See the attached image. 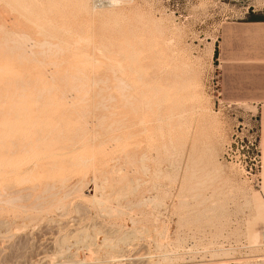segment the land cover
Masks as SVG:
<instances>
[{"label":"rangeland","instance_id":"1","mask_svg":"<svg viewBox=\"0 0 264 264\" xmlns=\"http://www.w3.org/2000/svg\"><path fill=\"white\" fill-rule=\"evenodd\" d=\"M81 1L0 0V264H264V0Z\"/></svg>","mask_w":264,"mask_h":264},{"label":"bare ground","instance_id":"2","mask_svg":"<svg viewBox=\"0 0 264 264\" xmlns=\"http://www.w3.org/2000/svg\"><path fill=\"white\" fill-rule=\"evenodd\" d=\"M90 2H91V1H90ZM93 2H94V5H95V6H94L93 8H92V7H91V8H92V10H93L94 12H97V11H101V12H103V11H104V12H111V10H112L113 7H119V8H120V7H122V6H125V5L129 4L128 1H119V0H93ZM130 3H131V2H130ZM89 6H91V4H90ZM125 7H126V6H125ZM79 8H87V2L84 1V0L81 1V2L79 3ZM120 13H121V12H120ZM122 13H123V12H122ZM123 14H124V13H123ZM156 22H157V21H156ZM148 23H149V21H148ZM14 36H15L16 38H18V36H16V35H14ZM21 36H22V35H21ZM21 39H22V38H21ZM24 39H26V38H24ZM12 40H13V38H12ZM15 41H16V40H15ZM21 41H22V40H21ZM23 41H24V40H23ZM12 42H13V41H12ZM18 42H19V41H18ZM18 42H17V44H18ZM13 43H14V42H13ZM25 43H26V42H25ZM25 43H24V44L22 43V45L24 46ZM30 43H31V42H30ZM168 43H169V41L166 42L167 46L170 44V43H169V44H168ZM18 46H19V44H18ZM28 46H29V45H27V47H28ZM30 46H31V45H30ZM52 46H53V45H51L50 42L48 43V41H47V42H46V41H44V42L42 41V43L40 44V48L42 49V51H43V48H46V49H45V52L47 51L46 53L49 52L48 50H49L50 48H52ZM56 46H57V45H56ZM19 47H21V46H19ZM24 47H25V46H24ZM27 47H25V48L27 49ZM210 47H211V46H209V48H210ZM17 48H18V47H17ZM17 48H16V49H17ZM25 48H23V49H25ZM57 48H58V47H57ZM57 48H56V50H57ZM59 49H60V48H58V50H59ZM210 49H211V48H210ZM17 50H18V49H17ZM19 50H22V49H19ZM27 50H28V49H27ZM56 50H55V53L58 51V50H57V51H56ZM64 50H65V49H64ZM25 51H26V50H25ZM25 51H23V52L25 53ZM50 51H51V52H52V51L54 52V49H53V50L51 49ZM61 51L63 52V50H61ZM61 51H59V53L57 52L56 54H60ZM21 52H22V51H21ZM23 52H22V53H23ZM27 52H28V51H27ZM51 52H49V53H51ZM22 53H21V54H22ZM42 53H44V51H43ZM46 53H45V54H46ZM210 53H211V52H210ZM39 55H40V54H39ZM42 55H44V54H42ZM46 55H47V54H46ZM81 55H82V53H81ZM81 55H78L79 57H78V56H77V57H78V58H81V57H82ZM85 56H86V55H85ZM23 57H24V56H23ZM83 57H84V55H83ZM83 57H82V58H83ZM90 57H91V56H90ZM94 57H95V56H94ZM87 58H88V57H85L84 59H87ZM89 59H90V58H89ZM89 59L87 60V62L89 61ZM92 59H93V57H92ZM92 59H91V60H92ZM95 59H96V58H94L93 60L95 61ZM79 60H80V59H79ZM81 60H82V59H81ZM93 60H92L91 64H92V63H95V64L99 63L97 60H96L97 63H96V61L93 62ZM76 61H77V60H76ZM84 62H85V61H84ZM77 63H78V62H77ZM40 64H41V63H40ZM87 64H88V63H86V62H85L84 64H83V62H82L80 65H81V66H82V65L86 66ZM91 64L89 63L88 65H91ZM100 64H101V63H100ZM92 65H93V64H92ZM95 66H96V65H95ZM94 68H95V67H94ZM112 70H113V69H112ZM110 71H111V70H110ZM76 72L78 73V71H76ZM113 72H114V71H113ZM120 72H121V71H120ZM79 74H80V73H79ZM81 74H82V73H81ZM123 77H124V76H123ZM73 79L75 80V79H77V78H73ZM119 79H120V78H119ZM117 80H118V79H116L115 81H117ZM76 81H77V80H76ZM79 81H80V80H79ZM118 81H119V80H118ZM123 81L125 82V80H123ZM120 82H121V80H120ZM116 83H117V82H116ZM121 84H122L123 86H127V85H124V84H126V83H122V82H121ZM121 84H120V85H121ZM94 87H95V86H94ZM116 88H117V85H116ZM119 88H120V87H119ZM119 88H117V89H119ZM124 88H125V87H124ZM127 88H128V87H127ZM51 89H52V88H51ZM71 89H72V88H71ZM120 89H121V88H120ZM128 89H130V88H128ZM98 90H99V89H98ZM122 90H124V89L122 88V89L120 90V91L123 93ZM40 91H41L40 93H42V90H40ZM50 91H51V90H50ZM118 91H119V90H118ZM124 91H125V90H124ZM46 92H48V91L46 90ZM121 92H120V93H121ZM126 92H127V91H126ZM122 93H121V97H122ZM37 94H39V93H37ZM124 94H125V92H124ZM125 96H126V95H125ZM121 97H120V98H121ZM60 98H61V97H60ZM118 98H119V97H118ZM120 98H119V99H120ZM124 98H125V100H126V98H128V99L130 98V102H131V99H132V98H131V97H127V96H126V97L123 96L122 99H120L119 101L122 102L121 100H123ZM66 99H67V98H66ZM111 101H112V100H111ZM128 101H129V100H126V102H128ZM123 102H124V101H123ZM126 102H125V103H126ZM121 104H122V103H121ZM123 104H124V103H123ZM126 104H128V103H126ZM126 104H125V105H126ZM141 106H143V105H141ZM100 107H101V106H100ZM123 107H124V106H123ZM195 109H198V108H195ZM191 110H192V109H191ZM192 111H194V110H192ZM195 111H197V110H195ZM189 112H190V111H189ZM90 113H91V112H90ZM183 113H185V112H183ZM183 113H182V114H183ZM186 113H187V112H186ZM196 113H197V112H196ZM180 115H181V114H180ZM180 115H179V118H180V117H183V116H180ZM183 115H184V114H183ZM263 117H264V115H263ZM90 118H91V117H90ZM177 118H178V117H177ZM91 120H92V118H91ZM158 122H159V121H158ZM117 124H118V123H117ZM137 125H138V124H136V126H137ZM139 125L141 126V121L139 122ZM139 125H138V126H139ZM142 125H143V124H142ZM261 125H262V127H263V128H261V129H263L262 132L264 133V118L262 119V124H261ZM111 126H112V125H111ZM117 126H118V125H117ZM116 129H117V128H116ZM118 129H119V128H118ZM113 131H114V130H113ZM118 131H119V130H118ZM118 131H114V133H115V132L117 133ZM143 131H144V130H143ZM143 131H142V132H143ZM95 134H96V133H95ZM108 136H109V138H110V135H108ZM263 136H264V135H263ZM93 137H94V136H93ZM93 137H92V138H93ZM111 137H112V136H111ZM116 138H117V137H116ZM97 139H98V138H97ZM111 139H112V138H110V140H111ZM77 140H78V139H77ZM110 140H109V141H110ZM114 140H115V139H114ZM114 140H112V142H114ZM118 140H119V139H118ZM118 140H116V141H118ZM82 141H83V140H82ZM77 142H78V141H77ZM110 142H111V141H110ZM79 143H80V142H79ZM70 144H71V142H70ZM79 146H80V145H79ZM77 147H78V146H77ZM70 148H71V147H70ZM72 148L74 149L75 146H74V147L72 146ZM263 159H264V158H263ZM84 162H85V161H84ZM86 162H87V161H86ZM140 162H141V161H140ZM140 162H139V163H140ZM263 162H264V160H263ZM79 163H80V162H79ZM82 164H83V162H82ZM82 166H84V165H82ZM33 167H34V166H33ZM263 168H264V165H263ZM25 174H27V173H25ZM28 174H29V170H28ZM261 175H262V174H261ZM262 176H263V175H262ZM263 177H264V176H263ZM263 177H262V178H263ZM62 180H63V179H62ZM263 182H264V179H263ZM262 185H263V184H262ZM50 187H51V186H50ZM50 187H49V188H50ZM262 188H263V187H262ZM8 189H9V188H8ZM72 189H73V190H78L79 187H78L77 189H74V188L72 187ZM72 189H71V190H72ZM95 189H96V187H95ZM95 189H94V190H95ZM6 190H7V188H6ZM24 190H26V189H24ZM51 190H52V189H51ZM71 190H70V192L73 191V190H72V191H71ZM79 190H80V189H79ZM22 191H23V190H22ZM82 191H83V190H82ZM67 192H68V191H67ZM70 192H69V193H70ZM73 192H74V191H73ZM263 192H264V190H263ZM69 193H68V195H69ZM77 193H78V192H77ZM79 193H80V191H79ZM10 194H11V193H10ZM10 194H9V195H10ZM12 194H13V192H12ZM70 194H72V193H70ZM75 194H76V193H75ZM104 194H105V193H104ZM7 195H8V194H7ZM68 195L65 194V196H67L66 198H69ZM76 195H77V194H76ZM25 196L27 197L28 195H25ZM65 196H64L63 199H65ZM20 197H21V196H19L18 198H20ZM49 197H51V196H49ZM71 197H72V196H71ZM25 199H26V198H25ZM63 199H62V200H63ZM104 199H105V198H104ZM21 200H22V198H21ZM62 200H61V202H62ZM11 201H12V200H11ZM19 201H20V200H19ZM22 201H24V199H23ZM92 201H93V200H92ZM95 201H96V199H95ZM97 201H98V200H97ZM100 201H101V200H100ZM103 201H105V200H103ZM103 201H102V202H103ZM57 203H58V202H57ZM96 203H97V205H99V207H102V206H100V204H103V203H100L99 201H98V202H95V204H96ZM99 203H100V204H99ZM58 204H59V203H58ZM56 205H57V204H56ZM56 205H55V206H56ZM35 206H36V205H35ZM55 206H54V207H55ZM103 208H104V207H103ZM32 209H33V208H32ZM100 209H101V208H100ZM103 211H104V210H103ZM260 238H261L262 243L264 244V233L261 234ZM45 257H46V256H45ZM42 258H43V257H42ZM44 259H45V258H44ZM86 259H87V258H86ZM142 259H143V258H142ZM0 260H1V259H0ZM87 261H88V260H87ZM89 261H91V260L89 259ZM117 261H118V260H117ZM135 261H136V260H135ZM140 261H143V260H140ZM38 262H39V261H38ZM138 262H139V261H138ZM138 262H137V263H138ZM3 263H4V261H3ZM91 263H92V262H91ZM142 263H143V262H142ZM4 264H5V263H4ZM43 264H44V263H43ZM83 264H89V263L84 262ZM138 264H139V263H138Z\"/></svg>","mask_w":264,"mask_h":264},{"label":"trees","instance_id":"3","mask_svg":"<svg viewBox=\"0 0 264 264\" xmlns=\"http://www.w3.org/2000/svg\"><path fill=\"white\" fill-rule=\"evenodd\" d=\"M254 21H258V20L255 19ZM216 55H217V50L215 49V50H214V57H215Z\"/></svg>","mask_w":264,"mask_h":264}]
</instances>
